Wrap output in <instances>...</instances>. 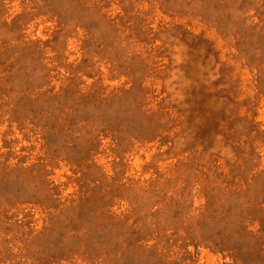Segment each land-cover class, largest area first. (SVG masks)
Wrapping results in <instances>:
<instances>
[{"label":"rangeland","instance_id":"1","mask_svg":"<svg viewBox=\"0 0 264 264\" xmlns=\"http://www.w3.org/2000/svg\"><path fill=\"white\" fill-rule=\"evenodd\" d=\"M0 264H264V0H0Z\"/></svg>","mask_w":264,"mask_h":264}]
</instances>
